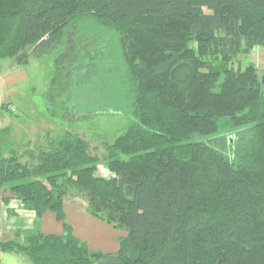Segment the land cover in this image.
<instances>
[{
  "label": "trees",
  "instance_id": "16d2710c",
  "mask_svg": "<svg viewBox=\"0 0 264 264\" xmlns=\"http://www.w3.org/2000/svg\"><path fill=\"white\" fill-rule=\"evenodd\" d=\"M82 21L118 47L91 90L102 113L130 120L106 145L112 176L96 175L84 138L20 151L0 129V198L36 214L0 251L33 264H264V86L254 63L234 67L264 48V0H0V59L25 67ZM69 195L126 233L117 253L73 234ZM48 212L63 235L38 230Z\"/></svg>",
  "mask_w": 264,
  "mask_h": 264
},
{
  "label": "rangeland",
  "instance_id": "374dc122",
  "mask_svg": "<svg viewBox=\"0 0 264 264\" xmlns=\"http://www.w3.org/2000/svg\"><path fill=\"white\" fill-rule=\"evenodd\" d=\"M91 23L76 22L67 27L57 48L42 55L31 54L26 71L29 79L20 83L21 92L13 98L18 110L8 115L12 125L8 142L20 151H35L45 141L71 133L84 138L99 158L97 176H112L104 165L106 145L114 142L130 124L124 115L105 114L92 102L102 74L116 69L118 47L112 36L93 33ZM111 35V34H110ZM254 63L264 76V48L255 47L249 56L241 55L234 67ZM110 111L113 107L109 108ZM103 110L105 113H102ZM40 141V142H39ZM31 142L30 146L27 143Z\"/></svg>",
  "mask_w": 264,
  "mask_h": 264
},
{
  "label": "crops",
  "instance_id": "0c3cea01",
  "mask_svg": "<svg viewBox=\"0 0 264 264\" xmlns=\"http://www.w3.org/2000/svg\"><path fill=\"white\" fill-rule=\"evenodd\" d=\"M28 79L29 73L25 67H16L13 59H0V129L9 128L7 124L12 125L8 115L18 110L13 98L21 92L20 83ZM102 177L110 178L109 175ZM63 210L73 234L86 242L91 250L106 254L119 251V239L125 237L126 233L93 217L88 212L86 200L75 195L66 196ZM35 221V212L24 209L21 201L14 199L5 203L0 198V241L21 240L19 233L34 231ZM38 230L44 235L61 236L64 234V224L48 212L41 218ZM0 264L33 263L18 254L0 251Z\"/></svg>",
  "mask_w": 264,
  "mask_h": 264
},
{
  "label": "water",
  "instance_id": "95a60500",
  "mask_svg": "<svg viewBox=\"0 0 264 264\" xmlns=\"http://www.w3.org/2000/svg\"><path fill=\"white\" fill-rule=\"evenodd\" d=\"M261 84L264 86V76L260 78Z\"/></svg>",
  "mask_w": 264,
  "mask_h": 264
}]
</instances>
